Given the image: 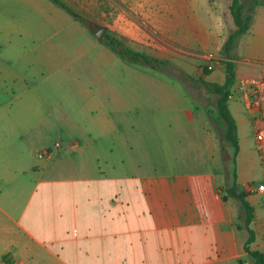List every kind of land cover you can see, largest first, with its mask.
Listing matches in <instances>:
<instances>
[{
    "label": "crops",
    "instance_id": "obj_1",
    "mask_svg": "<svg viewBox=\"0 0 264 264\" xmlns=\"http://www.w3.org/2000/svg\"><path fill=\"white\" fill-rule=\"evenodd\" d=\"M62 1L82 21L51 0H0V264H248L216 172L223 137L175 81L123 82V60L87 27L202 57L232 31L230 1ZM244 35L236 74L264 58V0Z\"/></svg>",
    "mask_w": 264,
    "mask_h": 264
},
{
    "label": "rangeland",
    "instance_id": "obj_2",
    "mask_svg": "<svg viewBox=\"0 0 264 264\" xmlns=\"http://www.w3.org/2000/svg\"><path fill=\"white\" fill-rule=\"evenodd\" d=\"M246 6L250 0H241ZM254 1V0H253ZM244 12H246L244 7ZM227 27V26H226ZM230 30V28H229ZM249 30V29H248ZM245 35H240L234 46L233 55L236 62V71L238 70L237 60L245 55L244 47L242 43L245 41ZM202 50L194 51L188 54L186 52L176 51L177 58L167 59V65L163 68L165 72L159 73L160 69H153L147 65L139 63H129L123 60V82L127 81H152L156 80V77H166L175 81L176 87L179 90L181 88L188 98L193 99V107L195 114L197 115L196 122L203 126L208 119V123L212 129L217 131L218 135H221L223 146V166L216 169L218 173V181L220 182L219 175L222 173L223 177V189L226 194V190L232 186L240 191V183H245L246 188L248 186L255 187L262 179V167L261 162L256 150V143L254 140V133L251 124V112L248 111L244 103L243 97L238 90V78L239 73L236 74L235 83L231 88V94L228 99V109L233 115V118L237 125V137L240 139L238 143V149H241V157L235 162L231 160L233 146L231 142L225 139V124L218 114L217 99L218 95L214 92H210L204 85L205 82L218 83L224 80L225 66L223 60L225 57L219 53V50L215 53L219 56L220 64H218L209 73L210 77H206L204 74V60L202 57L197 56L201 54ZM264 57V56H261ZM257 60V59H256ZM259 61L264 62V58H259ZM159 71V72H158ZM208 75V74H207ZM180 96V94H177ZM207 116V117H206ZM207 118V119H206ZM238 176V183L236 184L233 175ZM250 199L254 202V221L252 228L255 231V241L251 245L252 248L264 249V194L255 192L249 195ZM237 202L238 222H241V216L243 211L240 208L239 202ZM241 231V230H240ZM243 233V232H242ZM246 234V232H244ZM244 261L248 264H253L252 259L248 254H245Z\"/></svg>",
    "mask_w": 264,
    "mask_h": 264
},
{
    "label": "trees",
    "instance_id": "obj_3",
    "mask_svg": "<svg viewBox=\"0 0 264 264\" xmlns=\"http://www.w3.org/2000/svg\"><path fill=\"white\" fill-rule=\"evenodd\" d=\"M58 4L60 7L67 10L75 18L82 21V17L72 10L65 2L62 0H51ZM229 11L233 21V29L225 37L219 53L225 57L223 60L225 66V75L222 83L205 82V86L210 92H214L218 95L217 99V109L220 118L225 124V139L229 140L233 146V152L231 160L235 162V155L238 151V137H237V125L228 109V99L231 94V88L235 83L236 79V62L235 57L232 53L236 41L240 35L246 33L250 27L252 20V15L254 12V5H256L257 0L250 1L246 6L241 0H229ZM244 7L246 12H244ZM103 41L115 52L122 60L129 63H139L147 65L153 69L159 68L162 70L167 65V60L151 56L143 51H136L129 46H127L123 39L117 37L109 32L103 38ZM204 74H209L211 71L204 68ZM235 178L236 175L234 174ZM234 182L229 190H227L226 195L236 199L240 208L243 211V215L240 217L241 222H237V228L243 233L246 232L243 250L246 254L250 256L253 264H264V249L252 248V244L255 241V231L252 228L254 221V208L246 200V194L239 191L234 187Z\"/></svg>",
    "mask_w": 264,
    "mask_h": 264
},
{
    "label": "built area",
    "instance_id": "obj_4",
    "mask_svg": "<svg viewBox=\"0 0 264 264\" xmlns=\"http://www.w3.org/2000/svg\"><path fill=\"white\" fill-rule=\"evenodd\" d=\"M204 68L213 70L220 64L219 56L210 52L203 54ZM243 70L237 76L238 90L240 91L246 108L251 112V124L256 143V150L261 162L262 179L258 184L248 186L250 193L264 194V62L259 60H250L243 62L239 66ZM60 146V142L56 141L53 148ZM77 144H70L69 148H75ZM53 148H46L38 152L40 158H51L53 156ZM264 237V235H263Z\"/></svg>",
    "mask_w": 264,
    "mask_h": 264
},
{
    "label": "water",
    "instance_id": "obj_5",
    "mask_svg": "<svg viewBox=\"0 0 264 264\" xmlns=\"http://www.w3.org/2000/svg\"><path fill=\"white\" fill-rule=\"evenodd\" d=\"M87 27L89 31L92 32L97 39H103L107 33V26L105 25L92 22V23H89ZM223 198L227 199V196L224 195Z\"/></svg>",
    "mask_w": 264,
    "mask_h": 264
}]
</instances>
